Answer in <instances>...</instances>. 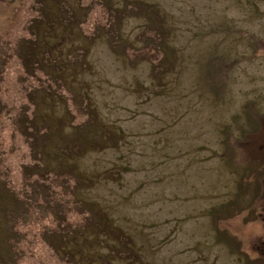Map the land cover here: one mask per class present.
Wrapping results in <instances>:
<instances>
[{
    "label": "rangeland",
    "instance_id": "1",
    "mask_svg": "<svg viewBox=\"0 0 264 264\" xmlns=\"http://www.w3.org/2000/svg\"><path fill=\"white\" fill-rule=\"evenodd\" d=\"M45 3L0 0V264H264V0Z\"/></svg>",
    "mask_w": 264,
    "mask_h": 264
},
{
    "label": "trees",
    "instance_id": "2",
    "mask_svg": "<svg viewBox=\"0 0 264 264\" xmlns=\"http://www.w3.org/2000/svg\"><path fill=\"white\" fill-rule=\"evenodd\" d=\"M40 1V4L42 5V6H44L45 4H47V3H45V0H37V3ZM50 5V7H53L54 6V1H51L50 3H48L47 4V6H49ZM77 6H81V4H78ZM150 8H151V6H150ZM150 8H145V7H142L141 9V12H145V13H147V11H149L150 10ZM40 9V12H41V14H44L45 16H44V18L45 17H47V19L50 17V11H49V13H48V11L47 12H45V10H43L41 7L39 8ZM141 12H139L140 14H141ZM84 13V12H83ZM144 13V14H145ZM145 16H147V17H149L150 18V12L149 13H147V15L145 14ZM43 18V16H41V17H39V18H37V19H34V21H33V23H32V28H33V24L34 23H36V21H39V20H42L41 22H43L44 21V19H42ZM41 22H39V23H41ZM37 26V25H36ZM49 26H51V25H49ZM156 26L158 27V25L156 24ZM156 26H154L155 27V29H157V33H155L154 34V37L153 38H158V40L156 41V44L159 46V48L164 52V54H163V57L159 60V67L160 66H162V65H166V60H167V57H168V52H167V54H166V51H167V49H166V47H165V45L163 44V43H166L165 42V40H163V39H161V37H163V36H167V35H165V33L166 34H168V32L165 30V29H160V27H156ZM32 30V29H31ZM40 34V32H38L37 31V34ZM31 34H33V31H32V33ZM157 34V35H156ZM31 38H29V40H30ZM62 39H64V37H62ZM165 48V49H164ZM38 65V64H37ZM161 71H163V70H161ZM164 71H169V69H167V70H164ZM43 89H45V90H48V91H51V87H46V88H43ZM35 90H38V89H36V88H32L31 90H30V92H29V94H28V100H29V103H32V104H34V110H37V109H39V106H38V108H36L37 107V101H36V97H35V93H34V91ZM31 93H34L33 95L31 94ZM47 94H48V92H47ZM36 101V102H35ZM41 118V115L40 114H36L35 115V113L32 115V117H29V116H27L26 117V121H30V124H26L27 126H26V133L27 134H30L31 136H32V133L35 131V129H36V131H37V134H40V136H38V139H40L39 137H42L43 139H42V141L41 142H43V144H44V139H46V138H48V137H50V136H48V132H46L47 130H49L51 133H53V131L51 130V129H49L48 127H51L50 125H48V124H46V123H43V122H40V119ZM25 121V122H26ZM39 123H41L42 125H43V127L42 126H38V124ZM32 126L34 127V129L32 128ZM37 136L36 135H34V136H32V139L33 140H37ZM39 152V156H42L43 155V153H42V151H38ZM34 168V167H33ZM35 173H36V171H35ZM64 228H65V226H64ZM54 234H57V233H54ZM45 239V238H44ZM45 241H47L46 239H45ZM51 244V243H50ZM52 246V245H51Z\"/></svg>",
    "mask_w": 264,
    "mask_h": 264
},
{
    "label": "bare ground",
    "instance_id": "3",
    "mask_svg": "<svg viewBox=\"0 0 264 264\" xmlns=\"http://www.w3.org/2000/svg\"><path fill=\"white\" fill-rule=\"evenodd\" d=\"M19 20V17H18V19H17V21ZM15 31V30H14ZM14 31H12V32H14Z\"/></svg>",
    "mask_w": 264,
    "mask_h": 264
}]
</instances>
